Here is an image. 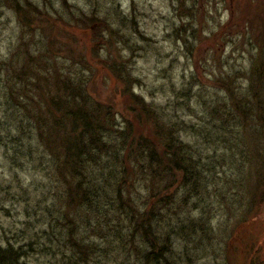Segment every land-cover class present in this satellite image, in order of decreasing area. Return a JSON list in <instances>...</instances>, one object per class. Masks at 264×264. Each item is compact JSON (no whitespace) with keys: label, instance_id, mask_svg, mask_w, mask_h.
I'll return each instance as SVG.
<instances>
[{"label":"rangeland","instance_id":"obj_1","mask_svg":"<svg viewBox=\"0 0 264 264\" xmlns=\"http://www.w3.org/2000/svg\"><path fill=\"white\" fill-rule=\"evenodd\" d=\"M30 1H38L52 13L50 2L59 4L61 0ZM73 2L86 15L96 13L100 17L90 26H68L60 20L55 26L46 23L40 25L43 30L34 37L32 30H23L12 13L6 11L0 19V61L25 55L22 47L25 40L32 53L45 52L44 46L54 52L51 55L57 64L75 63L73 70L79 75L87 64L92 69L88 77L93 79L95 75L89 85L92 96L114 104L119 115L128 116L130 123L140 127L135 135L142 134L150 141L154 139V120L146 123L149 128L145 122L142 125L135 122L137 118L127 110L129 97L124 98L121 93L126 85L110 70L115 63L123 65L140 81L134 84L135 92L144 96L154 113H163L177 124L176 129L173 126L174 135L193 149L196 161L201 159L204 186L199 193L178 186L173 188L171 193L180 208L177 213L170 210L169 217L173 219V229L188 226L190 219L202 221L210 228L209 238L201 232H190V235L191 228H184V235L175 241L173 253L176 255H170L173 264L263 262L256 257L264 258V205L253 211L249 209L260 172L254 165L260 167L264 162V142L259 138L264 118V106H259L264 104V0ZM0 10L2 16L6 8ZM109 33L116 37L111 47L107 45ZM59 50L69 52L68 61ZM15 64L19 65V61ZM11 105L0 97V206L11 210L9 216L0 211V242L3 243H18L22 234L29 233L27 229L38 223L37 218H27L23 212L27 209V197L30 203L34 200L35 189L45 194L61 191L59 179H44L37 174L42 169L35 170L36 164L14 171L8 149L13 146L11 137L16 136L17 123L6 111ZM249 109L250 115L246 116L245 110ZM239 119L250 121L251 129L249 123L246 128L244 121L241 128L235 126L240 123ZM208 135L216 142L206 141ZM226 140H231V145ZM245 158L256 162L252 169ZM45 162L46 158L43 168ZM19 183L29 188L31 194L22 195ZM42 183L47 187H42ZM140 185L136 182L131 192L135 201L144 205L149 193ZM72 215L83 237L93 238L85 225L89 214L73 211ZM164 224L166 235L176 239L178 235ZM95 239L104 251L99 254L101 264H141L138 255L133 257L132 248L122 245L120 238L112 245L101 238ZM32 263L45 264L35 259Z\"/></svg>","mask_w":264,"mask_h":264},{"label":"trees","instance_id":"obj_2","mask_svg":"<svg viewBox=\"0 0 264 264\" xmlns=\"http://www.w3.org/2000/svg\"><path fill=\"white\" fill-rule=\"evenodd\" d=\"M0 4L1 8H6L0 19L10 11L21 28L32 30L34 37L40 35L43 30L40 25L46 23L55 26L60 20L68 26H90L100 17L96 13L86 15L73 0H61L59 4L50 2L52 13L38 1L0 0ZM106 24L109 26L108 22ZM107 37V45L114 46L115 35L109 33ZM22 41L25 55L0 61V97L12 104L6 111L17 123L16 136L11 137L13 146L8 149L10 160L14 171L20 172L36 164L35 170L42 169L38 175L51 181L53 177L59 179L62 185L61 191L53 194L35 189L30 203L29 188L19 183V190L27 197L25 217H35L38 223L30 226L29 233H23L18 243L0 242V264H34V259L45 264H101L99 254L104 251L95 238L111 245L120 238L122 245L132 248L133 257L138 255L141 264H173L170 255L175 251V241L184 235V228H191L189 234L201 232L209 238L210 228L202 221L197 223L190 219L188 226L172 228L174 223L169 211L177 213L179 206L171 190L178 186L199 193L205 182L204 172L200 167L201 159L196 161L193 149L174 135L173 126L176 129L177 124L163 113H154L144 96L135 92L134 84L140 82L139 79H134L123 65L115 63L109 67L126 85L121 93L124 98L129 97L127 110L135 115V122L140 125L145 122V127L149 128L146 123L154 120V139L150 141L142 134L135 135L140 127L130 123L128 116L119 115L114 104L92 96L89 85L95 75L93 79L88 77L91 67L86 64L79 75L73 70L75 63L57 64L49 48L43 46L45 52L35 54L30 52V45ZM59 51L63 57L69 55L68 51ZM15 61H19V65ZM259 106L262 108L264 104ZM245 111L249 116L250 109ZM261 120L263 133L258 137L264 142V118ZM238 121L235 126L241 128L244 121L246 128L249 127L250 121ZM213 138L208 135L206 141L216 142ZM250 139L248 137L247 142ZM262 149L264 151V147ZM245 163L251 169L256 164L247 158ZM261 164V168L254 165L260 172L256 171L259 178L251 211L264 205V162ZM136 182L149 193L144 205L136 202L131 192ZM170 206L173 209H167ZM2 210L9 216L11 210L0 206ZM73 211L89 214L85 225L93 238L83 237ZM164 222L178 235L176 239L166 235ZM115 233L117 236L113 235ZM258 257L263 260L259 264H264V258L260 255L256 260Z\"/></svg>","mask_w":264,"mask_h":264}]
</instances>
